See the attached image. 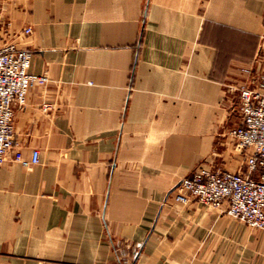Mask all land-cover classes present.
Here are the masks:
<instances>
[{
  "label": "crops",
  "instance_id": "0c3cea01",
  "mask_svg": "<svg viewBox=\"0 0 264 264\" xmlns=\"http://www.w3.org/2000/svg\"><path fill=\"white\" fill-rule=\"evenodd\" d=\"M0 8V48L31 52L30 73L48 79L15 106L0 264H264L263 230L174 199L201 166L246 172L230 130L238 88L263 68L264 0ZM34 150L36 166L13 159Z\"/></svg>",
  "mask_w": 264,
  "mask_h": 264
},
{
  "label": "built area",
  "instance_id": "2783aa9c",
  "mask_svg": "<svg viewBox=\"0 0 264 264\" xmlns=\"http://www.w3.org/2000/svg\"><path fill=\"white\" fill-rule=\"evenodd\" d=\"M25 32L29 34L31 29ZM32 59L31 52L15 45L0 48V171L16 147L15 106L26 104L34 85H44L48 81L46 76L30 73ZM257 60L263 68L252 86L238 88L241 121L230 130L236 150L245 154L246 172L214 171L201 166L190 178L179 183L174 199L182 204L198 202L251 229L264 231V34ZM243 72L252 74L250 69ZM13 159L31 168L39 164L40 153L34 150L31 158L26 159L16 151Z\"/></svg>",
  "mask_w": 264,
  "mask_h": 264
},
{
  "label": "rangeland",
  "instance_id": "374dc122",
  "mask_svg": "<svg viewBox=\"0 0 264 264\" xmlns=\"http://www.w3.org/2000/svg\"><path fill=\"white\" fill-rule=\"evenodd\" d=\"M1 18H2V11H1V8H0V20H1ZM11 44V43H10ZM13 44V43H12ZM11 44V45H12ZM206 167V166H205ZM207 169H211V170H214V169H212V168H208V167H206ZM214 171H219V170H214ZM238 221V220H237ZM240 222V221H239Z\"/></svg>",
  "mask_w": 264,
  "mask_h": 264
}]
</instances>
